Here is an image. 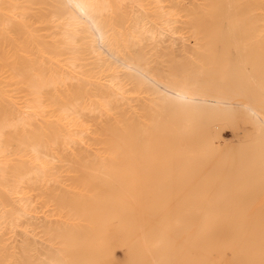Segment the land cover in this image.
<instances>
[{"label": "bare ground", "instance_id": "obj_1", "mask_svg": "<svg viewBox=\"0 0 264 264\" xmlns=\"http://www.w3.org/2000/svg\"><path fill=\"white\" fill-rule=\"evenodd\" d=\"M177 34L194 62L155 74L145 42ZM241 101L247 130L216 149L212 125ZM195 157L198 219L184 220ZM60 173L74 194L56 193ZM263 181L264 0H0V264H119L112 228L130 264H221ZM36 208L63 220L43 227L55 250L11 258L2 237ZM257 220L239 264H264Z\"/></svg>", "mask_w": 264, "mask_h": 264}, {"label": "rangeland", "instance_id": "obj_2", "mask_svg": "<svg viewBox=\"0 0 264 264\" xmlns=\"http://www.w3.org/2000/svg\"><path fill=\"white\" fill-rule=\"evenodd\" d=\"M184 2L195 3V0H183ZM119 11L121 15L128 14L131 15V8L129 4H123L119 7ZM175 41V42H174ZM173 45V46H172ZM144 52L147 54V59L149 62V66L154 70L155 74L165 76L169 72L170 68L175 64H191L194 62L196 50L199 48L193 47L189 41L181 35H173L170 37H164L158 39L156 42H145ZM130 100V98H127ZM146 99V94L141 96V100ZM124 111H126L130 116L135 118L138 122H142L143 119L138 109H135V102L132 101H124L121 104ZM242 101L238 108L235 110L228 112L229 114L222 120L220 123H214L212 125L213 131L219 135L215 138V148L218 149L220 146L226 145H235L238 143L237 136L242 132L247 130V127L243 124V122L239 121L238 115H240L243 110ZM118 124V118L113 116L111 117ZM246 129V130H245ZM232 143V144H231ZM81 148V153L85 156H91L95 154V149L91 148L86 144H79L78 146ZM208 154V153H207ZM204 158V157H203ZM203 158H194L192 163V171H191V191H192V214L190 217H187L184 220H197V180L199 178V165L204 163ZM215 159V158H214ZM213 159H210L212 162ZM72 175H68L65 173H60L58 178L59 185L57 187L56 193L61 195L67 193V196H70L73 193V190L68 186L69 180H71ZM53 185V184H51ZM64 193V195H65ZM264 193V181L261 187H259L257 191L255 201ZM247 209H250L248 207ZM249 213V210L247 211ZM245 215V226L237 233L234 244L235 249L226 248L221 251L218 257H222L221 264H239L238 257H240V250L248 239V236L251 230L257 225L261 218L264 215V203L260 208H255L251 215ZM32 220H30L29 224L23 222V225H20V229L15 233L6 234L2 237V243L7 249V253L11 258L20 254V250L24 244L28 245L32 249V253L35 256H39L54 251L55 248L49 246L45 235L43 232V227H48L49 225H59L61 220H58L52 213L40 210L38 208L35 209L34 214L32 215ZM184 220H176L175 225V234H179L182 230V223ZM67 222V220H64ZM28 222V221H27ZM34 222V223H33ZM34 224V225H30ZM41 224V225H40ZM65 224V222H64ZM37 225V226H36ZM31 227V228H30ZM42 227V228H41ZM28 228V229H27ZM26 229L28 232H25ZM9 237V238H8ZM21 237V238H20ZM22 241V243H21ZM103 242L105 247L110 253L116 263L119 264H130L126 257V248H125V237L121 231L118 229L112 228L107 231L103 236ZM23 244V245H22Z\"/></svg>", "mask_w": 264, "mask_h": 264}]
</instances>
